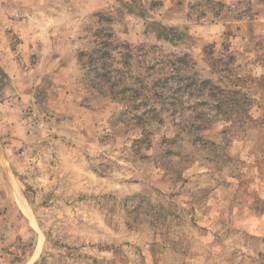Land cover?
I'll return each instance as SVG.
<instances>
[{"label": "rangeland", "instance_id": "1", "mask_svg": "<svg viewBox=\"0 0 264 264\" xmlns=\"http://www.w3.org/2000/svg\"><path fill=\"white\" fill-rule=\"evenodd\" d=\"M0 264H264V0H0Z\"/></svg>", "mask_w": 264, "mask_h": 264}, {"label": "trees", "instance_id": "2", "mask_svg": "<svg viewBox=\"0 0 264 264\" xmlns=\"http://www.w3.org/2000/svg\"><path fill=\"white\" fill-rule=\"evenodd\" d=\"M102 46H100L99 48H97L93 53H91L89 55V57H87V60H90V71L91 73L94 72L96 74L97 78H103L105 80H111V75L113 74L112 71H119V66L117 65H110V68L106 67L107 61H109L110 59H113L116 55V53H113V51H111L110 46H105L104 43H101ZM85 53H81L79 55V61L82 63L85 60ZM122 56V55H121ZM123 57V56H122ZM114 60V59H113ZM99 70H102L103 73H99ZM113 69V70H112Z\"/></svg>", "mask_w": 264, "mask_h": 264}]
</instances>
